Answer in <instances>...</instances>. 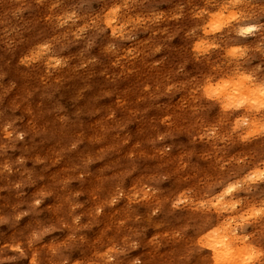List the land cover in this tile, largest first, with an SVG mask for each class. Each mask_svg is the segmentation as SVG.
<instances>
[{
  "label": "clouds",
  "instance_id": "9594fccd",
  "mask_svg": "<svg viewBox=\"0 0 264 264\" xmlns=\"http://www.w3.org/2000/svg\"><path fill=\"white\" fill-rule=\"evenodd\" d=\"M0 264H264V0H0Z\"/></svg>",
  "mask_w": 264,
  "mask_h": 264
}]
</instances>
